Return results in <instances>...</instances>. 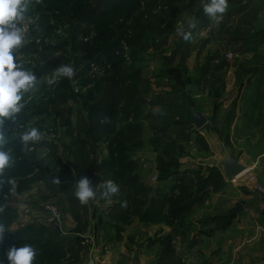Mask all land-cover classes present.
<instances>
[{
  "label": "rangeland",
  "instance_id": "374dc122",
  "mask_svg": "<svg viewBox=\"0 0 264 264\" xmlns=\"http://www.w3.org/2000/svg\"><path fill=\"white\" fill-rule=\"evenodd\" d=\"M29 16L25 68L42 82L61 63L75 75L27 98L21 125L42 139L31 151L11 145L0 255L44 227L53 239L34 264H151V198L169 214L196 199L217 155L248 171L264 161V0H228L219 23L196 0H32ZM189 19L190 42L177 35ZM190 108L211 120L196 129ZM86 162L93 184L112 180L119 193L100 189L81 205L74 183ZM59 240L73 242L70 253L53 249Z\"/></svg>",
  "mask_w": 264,
  "mask_h": 264
},
{
  "label": "crops",
  "instance_id": "0c3cea01",
  "mask_svg": "<svg viewBox=\"0 0 264 264\" xmlns=\"http://www.w3.org/2000/svg\"><path fill=\"white\" fill-rule=\"evenodd\" d=\"M184 98L194 97L187 91ZM251 166L231 180L212 168L196 199L169 214L158 212L160 201L151 198V264H264V201L251 189L253 180L264 187V161Z\"/></svg>",
  "mask_w": 264,
  "mask_h": 264
},
{
  "label": "clouds",
  "instance_id": "9594fccd",
  "mask_svg": "<svg viewBox=\"0 0 264 264\" xmlns=\"http://www.w3.org/2000/svg\"><path fill=\"white\" fill-rule=\"evenodd\" d=\"M204 16L219 23L228 10V0H196ZM32 0H0V178L6 175L14 163L11 145L18 142L21 150L31 151V146L40 142L42 132L30 125H21V114L26 109L31 94L43 87H55L58 80H72L75 67L72 64L61 63L42 82L34 71L35 66L25 68L19 58L20 51L27 44L26 32L30 25L29 11ZM196 21L189 19L187 29H178L184 41L193 39L192 29ZM14 126L22 127L20 131H13ZM7 132V135L5 134ZM0 183L3 180L0 179ZM13 191L16 181L7 177ZM74 197L81 205L87 204L97 196L100 189L102 198H109L119 193L120 186L112 180H105L99 185L93 184L87 176H81L74 183ZM127 202L122 201L121 207ZM6 229L0 226V240ZM37 248L30 243L21 246L12 245L0 255V264H34Z\"/></svg>",
  "mask_w": 264,
  "mask_h": 264
},
{
  "label": "water",
  "instance_id": "95a60500",
  "mask_svg": "<svg viewBox=\"0 0 264 264\" xmlns=\"http://www.w3.org/2000/svg\"><path fill=\"white\" fill-rule=\"evenodd\" d=\"M210 120V118H204L198 112L193 113L192 115V122L196 129H200ZM211 142L214 143V148H217V144H219V141L213 134H211ZM213 151L214 153H216V150ZM209 166H211V168H220L225 180L236 179L248 171L247 165L241 159L229 153H223L219 156L217 155L216 163L210 162ZM240 210L241 207H238L236 208L235 212H238Z\"/></svg>",
  "mask_w": 264,
  "mask_h": 264
},
{
  "label": "trees",
  "instance_id": "16d2710c",
  "mask_svg": "<svg viewBox=\"0 0 264 264\" xmlns=\"http://www.w3.org/2000/svg\"><path fill=\"white\" fill-rule=\"evenodd\" d=\"M154 1H157V0H154ZM55 67H57V66H55ZM187 113H190L191 118H192L193 112H191L189 110V111H187ZM88 164L89 163L86 162V164L83 166L84 167V172L81 173V171H80L78 176L87 175L90 179L93 178L92 172H90V170L88 169ZM126 212H127V210L125 211V213ZM41 237H44V238L41 240ZM52 239L53 238H52V235L49 232V230H47L44 227H40V228H38L36 230V232H35L34 236L32 237V239L29 238V239L24 240L21 243V245H23L24 243L27 242V243L32 244L34 247H37V248H40V249H44V248H48V247L51 246ZM0 244H2V243L0 242ZM73 246H74V244L71 241L59 240L53 245V249L57 250V251H61L62 253H63V251H64V253H70L71 250L73 249Z\"/></svg>",
  "mask_w": 264,
  "mask_h": 264
},
{
  "label": "built area",
  "instance_id": "2783aa9c",
  "mask_svg": "<svg viewBox=\"0 0 264 264\" xmlns=\"http://www.w3.org/2000/svg\"><path fill=\"white\" fill-rule=\"evenodd\" d=\"M252 187L254 194H256L260 200L264 201V188L257 184H253Z\"/></svg>",
  "mask_w": 264,
  "mask_h": 264
}]
</instances>
